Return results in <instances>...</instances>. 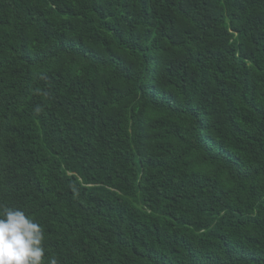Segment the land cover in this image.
Wrapping results in <instances>:
<instances>
[{"label": "trees", "instance_id": "1", "mask_svg": "<svg viewBox=\"0 0 264 264\" xmlns=\"http://www.w3.org/2000/svg\"><path fill=\"white\" fill-rule=\"evenodd\" d=\"M0 205L45 264H264V0H0Z\"/></svg>", "mask_w": 264, "mask_h": 264}, {"label": "clouds", "instance_id": "2", "mask_svg": "<svg viewBox=\"0 0 264 264\" xmlns=\"http://www.w3.org/2000/svg\"><path fill=\"white\" fill-rule=\"evenodd\" d=\"M43 241L41 225L24 209L0 205V264H45Z\"/></svg>", "mask_w": 264, "mask_h": 264}]
</instances>
